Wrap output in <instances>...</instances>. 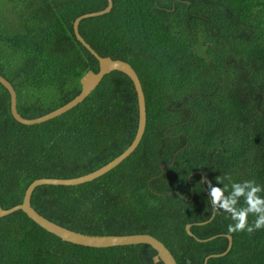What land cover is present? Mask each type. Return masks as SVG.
I'll use <instances>...</instances> for the list:
<instances>
[{"label": "trees", "instance_id": "1", "mask_svg": "<svg viewBox=\"0 0 264 264\" xmlns=\"http://www.w3.org/2000/svg\"><path fill=\"white\" fill-rule=\"evenodd\" d=\"M112 1L109 12L83 18L79 32L100 55L136 70L146 100L144 135L94 180L38 185L32 206L87 234L149 233L178 264H264V229L230 234L227 253L210 256L227 250L233 221L213 210L204 182L228 191L246 180L264 187V0ZM107 5L0 0V74L16 90L23 117L69 102L81 92V77L99 70L73 24ZM138 120L134 83L119 70L78 105L33 125L14 118L0 83V206L21 203L35 179L78 177L107 164L131 144ZM156 254L146 243L63 240L21 209L0 217V264H164Z\"/></svg>", "mask_w": 264, "mask_h": 264}, {"label": "water", "instance_id": "2", "mask_svg": "<svg viewBox=\"0 0 264 264\" xmlns=\"http://www.w3.org/2000/svg\"><path fill=\"white\" fill-rule=\"evenodd\" d=\"M113 1L108 0V5L106 8L94 11L90 13H85L80 16H78L73 24L74 32L77 37V39L97 58L99 61V70L97 72L93 70L87 71L82 77H81V92L75 96L72 100L65 103L64 105L52 110L51 112H48L42 116L36 117V118H26L23 117L17 109V93L14 89L13 85L10 83L9 80H7L3 75L0 74V83L4 85L9 93H10V99H11V111L14 116V118L23 124L26 125H33L37 123H41L43 121L49 120L51 118H54L74 106L81 103L90 93L98 86V84L101 82V80L104 78V76L108 73H110L113 70H119L127 74L131 80L134 83L135 90L137 93V99H138V105H139V120H138V127L135 134V137L131 144L118 156H116L114 159L109 161L107 164L103 165L102 167L73 178H56V177H42L35 179L32 181L24 194L23 201L11 208L4 209L0 206V217L10 214L16 210H23L31 219H33L36 223H38L41 227L46 229L47 231L59 236L63 240L70 241L76 244H81L85 246H92V247H110V246H116V245H129V244H139V243H146L151 245L156 251L157 254L153 256V260L155 262L163 261L164 264H178L177 260L173 256L172 252L169 250V248L157 237L149 234V233H136V234H125V235H113V234H87L80 231H75L70 228H67L61 224H58L57 222H54L50 220L49 218L45 217L44 215L40 214L31 204V195L33 190L38 186L42 184H53V185H76L80 183H84L87 181L94 180L105 173L109 172L113 168H115L117 165H119L122 161H124L131 153L135 151V149L138 147L147 124V110H146V100H145V94L143 90V86L141 83V80L136 72V70L133 68V66L122 59H113L110 56H102L100 55L80 34L79 32V24L80 21L83 18L92 17V16H99L103 15L107 12H109L112 9ZM166 164L162 163L161 167H164ZM214 217V213L212 217L207 221L209 222ZM202 222V223H207ZM186 230L188 234L194 235L191 231V224L186 225ZM229 238V244L228 248L225 252L221 254H212L210 256H220L225 253L231 248L232 246V236L230 234L227 235ZM199 241H205L208 239H199L196 238ZM208 256L206 260L210 257Z\"/></svg>", "mask_w": 264, "mask_h": 264}, {"label": "clouds", "instance_id": "3", "mask_svg": "<svg viewBox=\"0 0 264 264\" xmlns=\"http://www.w3.org/2000/svg\"><path fill=\"white\" fill-rule=\"evenodd\" d=\"M82 86V85H81ZM231 181V176L225 177ZM207 183L209 198L214 211H223L227 213L233 223L227 227L228 234L239 232L254 233L257 230L264 229V197L259 193L264 191V187L255 183V181L232 182L231 191H228V185L217 179L223 187L213 186L210 180L205 178ZM227 192V194H225ZM243 198V205H240ZM255 219L249 223V216Z\"/></svg>", "mask_w": 264, "mask_h": 264}]
</instances>
